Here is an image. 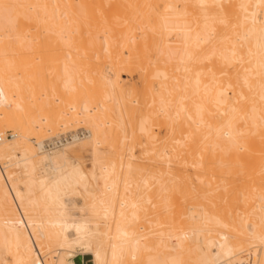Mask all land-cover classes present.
<instances>
[{
	"label": "bare ground",
	"instance_id": "1",
	"mask_svg": "<svg viewBox=\"0 0 264 264\" xmlns=\"http://www.w3.org/2000/svg\"><path fill=\"white\" fill-rule=\"evenodd\" d=\"M36 59L48 84L14 72ZM30 124L83 133L48 151ZM0 135V264H264V0H0ZM89 148L98 174L68 157Z\"/></svg>",
	"mask_w": 264,
	"mask_h": 264
},
{
	"label": "rangeland",
	"instance_id": "2",
	"mask_svg": "<svg viewBox=\"0 0 264 264\" xmlns=\"http://www.w3.org/2000/svg\"><path fill=\"white\" fill-rule=\"evenodd\" d=\"M21 65V67H17L16 69H15V71L14 72H16L18 75H22V74H24V75H29L28 77L29 78H32V77H34V75L35 74H38L37 76H41V78L42 77H45V81L47 82V84L49 83V79H50V77H52L51 75L55 72V71H57L59 68V65H61L59 62H55V61H53V60H47V61H44V60H42V59H36V60H34V61H30V62H26V63H21L20 64ZM60 70V69H59ZM39 78V77H38ZM123 79H129V76L128 75H124L123 76ZM133 80H134V82H137L136 80H138V77H137V75H135L134 77H133ZM138 83V82H137ZM25 89L26 90H30L29 88H27V87H25ZM57 103V102H56ZM32 127H33V125L32 124H30ZM71 125V124H70ZM73 126L71 127H68V128H70V129H74V128H76V127H78V125H77V123H74V124H72ZM74 125H77V126H74ZM81 125H85V123L84 124H81ZM80 125V126H81ZM26 126H29V124H27ZM68 128H66V129H68ZM33 129H34V131L35 132H32L31 134H30V137H31V142H32V144L36 147H38V145L35 143L36 141H40V140H42V139H48V138H50L51 136H53L54 134H56V133H58V131H54V130H51V129H49V127H45V131L43 130V129H41V131L43 130V132H39L40 130L39 129H37L36 127H33ZM66 129H61L60 131L62 132V131H65ZM129 130L130 129H122V128H120L119 129V134H120V136H124V135H127L128 134V132H129ZM156 130V129H155ZM77 131V132H76ZM75 131V133H81L80 131H82L81 129L78 131V130H76ZM3 132H5V135L6 134H8V133H10V132H13V133H19V130L17 129V128H15V127H8V128H5L4 129V131ZM64 133H66V134H69L68 132H64ZM74 132L72 133H70V134H75ZM40 136V137H39ZM18 139V138H17ZM139 150V149H138ZM138 150H136V156H140L139 158H141V161H142V163L141 164H145V165H148V164H152L153 162L155 163V164H152L155 168H158V167H156L157 165H156V160L154 159V161L152 160V161H149V159H148V157L145 155L144 156V154L141 156V155H138V154H140V153H138L139 151ZM141 151V150H140ZM154 154V153H153ZM68 157H69V159L71 160V161H73V160H77V161H80L81 162V165H82V168L86 171V172H88V173H91L92 171H96L97 172V174L98 173H100L101 171H100V169H95L94 168V159H93V155H92V151H91V149L89 148L88 150H86V151H82L81 153L80 152H71L70 154H68ZM145 157V158H144ZM138 158V159H139ZM146 161H145V160ZM13 163H15V161L14 160H11ZM140 161V162H141ZM148 161V162H147ZM158 163V162H157ZM42 166H40V167H38V172H42ZM46 168V167H45ZM154 168V169H155ZM8 173L10 174V175H22V168L19 166V165H16V164H14L13 166H10L9 168H8ZM47 172V171H46ZM154 176L155 175H153V176H151L150 178H148V179H150V181H152L153 180V178H154ZM153 177V178H152ZM91 179H93V178H91ZM92 181V182H91ZM90 181V183H91V185L88 187L89 188V190L90 191H92V193H87L86 191H85V189L82 187V186H77V191L75 192V193H73V194H67V195H64L63 196V200L65 201V203H66V213L68 214V217L70 218V219H73V220H76V221H81V220H86V219H89V217L91 218V216H88V215H90V211H91V205H90V203H92V200H94V199H92L93 197H91V196H93L92 194H96L97 196H95L96 198L98 197V196H100V194H101V191L104 189V187H103V185H102V182H101V180L99 179L98 181H96V183H94L95 182V180H94V182H93V180H91ZM137 181H138V183H142L143 181H142V174H140L138 177H137ZM149 181V182H150ZM154 182L153 183H157V182H155L156 180H153ZM150 183H152V182H150ZM144 185V184H143ZM146 185V184H145ZM144 185V186H145ZM147 185H149V184H147ZM157 185L158 184H156V188H157ZM150 186H151V184H150ZM155 184H154V186L152 185V187H151V189L148 187H144L143 189L144 190H146V192L150 189V192L148 191L147 193H150V194H155V192L157 193V190H154L155 188ZM145 188H147V189H145ZM154 188V189H153ZM155 191V192H154ZM197 192L199 191V193H201L200 191H202V190H196ZM194 192V191H192V192H190V194L192 195V196H195V195H193V193H197V192ZM151 192H153V193H151ZM203 192V191H202ZM207 192H209V193H207ZM218 192V191H217ZM216 192V193H217ZM220 192V193H219ZM218 193H217V195L218 196H216V193L214 192V193H212V192H210V191H207V190H205L204 191V194H201L202 196H204V195H206V196H210L211 197V195L213 194H215L214 196H216V197H214V196H212V198H214V199H216L217 200V197H219L220 199H221V197H220V195L219 194H221V195H223L222 193H224V191H219ZM235 193V192H234ZM233 193V194H234ZM211 194V195H210ZM198 195V194H197ZM156 196V195H155ZM192 196H190V197H192ZM198 196H200V194L198 195ZM198 196H196V197H194L195 199L197 198V200H200V201H202L203 199V197H198ZM208 196V197H209ZM94 197V198H95ZM194 198H192V199H194ZM199 198V199H198ZM190 199V198H189ZM188 199V200H189ZM196 200V201H197ZM95 201H97V200H95ZM183 201V200H182ZM185 201H187V200H184L183 201V203H182V207H183V211L184 212H186V213H190V211H191V208H192V206L188 203V202H185ZM151 204V205H150ZM151 207H150V206ZM153 205H154V203H153ZM148 208L150 209V208H152V209H150V210H148V208H147V211L148 212H150L151 210H153V211H151V212H154V211H156L158 208V206L157 207H155V205L154 206H152V203L150 202V203H148ZM87 207V208H86ZM52 211L51 212H53V213H58V211L56 210V208H57V206L56 205H52ZM157 208V209H156ZM156 209V210H155ZM90 210V211H89ZM155 215V214H154ZM40 216H45V213H43L42 211H40ZM152 215H150L149 217H146V218H144V222L143 221H141L140 220V222L142 223H140V225H143V226H145V225H147V226H149V225H151L150 223H149V221H145V219H147L148 218V220H151L152 218H155V216H153V217H151ZM88 217V218H87ZM86 218V219H85ZM102 218V216L100 215L97 219H96V222L98 223H100V221H101V223H100V225L103 227L104 226V222H105V220H104V218H103V220L101 219ZM97 220H99V221H97ZM89 221H91V219H89ZM93 221H94V219H93ZM99 223H98V225H99ZM90 224H94L93 222L91 223L90 222ZM146 226V227H147ZM152 226V225H151ZM69 234L71 235V234H74V229L72 228L70 231H69ZM74 250V251H73ZM73 250H72V256H70V260H72L73 261V264H91V262H90V260L92 259L91 257V255L90 254H88L87 252H85V247L83 248V246H80V245H76L74 248H73ZM169 251V250H168ZM62 252V251H61ZM246 252L247 251H245L243 254H246ZM249 252L251 253H256V254H259L260 253V251H258L257 250V248H251L250 250H249ZM57 255H60V252H58V254ZM240 256H244V255H242V253L240 254ZM8 257V256H7ZM48 258V257H47ZM231 262H233L232 260L230 261V263ZM56 263V258H52V261H51V264H55ZM232 264V263H231Z\"/></svg>",
	"mask_w": 264,
	"mask_h": 264
},
{
	"label": "built area",
	"instance_id": "3",
	"mask_svg": "<svg viewBox=\"0 0 264 264\" xmlns=\"http://www.w3.org/2000/svg\"><path fill=\"white\" fill-rule=\"evenodd\" d=\"M83 133V131H81V133H77L78 135L82 136L81 134ZM14 135L13 132H10L6 135V138H12ZM73 135L72 134H66L63 133L59 136L56 137H51L48 138L46 140H44L43 142V148L45 150L48 151H55L59 148H62L65 144H67L70 140H72ZM3 139L2 135H0V142Z\"/></svg>",
	"mask_w": 264,
	"mask_h": 264
}]
</instances>
